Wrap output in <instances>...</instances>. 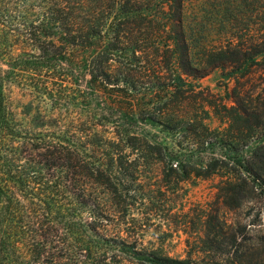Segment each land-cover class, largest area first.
I'll use <instances>...</instances> for the list:
<instances>
[{"label":"rangeland","instance_id":"374dc122","mask_svg":"<svg viewBox=\"0 0 264 264\" xmlns=\"http://www.w3.org/2000/svg\"><path fill=\"white\" fill-rule=\"evenodd\" d=\"M126 1L152 16L156 35L138 44L148 50L137 60L123 56L132 46H120L105 66L101 93L77 67L66 96L52 101L37 103L25 87H10L15 111L48 142L56 125L71 124L85 132L87 145L102 147L112 173L108 185L90 187L104 220L94 223L88 264H137L132 250L189 264H264V197L257 186L239 183L236 155L219 144L231 123L228 111L264 99V0ZM180 2L177 29L186 49L175 70L166 52L174 33H160L165 22L158 18ZM87 3L104 15L115 5ZM223 51L227 58L218 62ZM20 53L29 59L37 52L27 43ZM263 135L257 131L254 139Z\"/></svg>","mask_w":264,"mask_h":264},{"label":"trees","instance_id":"16d2710c","mask_svg":"<svg viewBox=\"0 0 264 264\" xmlns=\"http://www.w3.org/2000/svg\"><path fill=\"white\" fill-rule=\"evenodd\" d=\"M109 1H115L114 9L104 15L99 7L90 10L87 0H0V264L91 260L88 240L96 236L94 223L104 217L90 187L108 185L112 173L105 169L102 147L87 145L85 132L71 124L56 125L57 136L48 142L43 131H35L33 123L15 111L10 87H25L37 103L40 98L52 101L66 96L67 79L77 67L90 78L89 85H95L93 91L101 93L103 87L98 86L108 78L105 66L115 60L120 46H132L123 56L137 60L148 50L138 44L156 35L151 15L129 9V1ZM182 6L180 2L173 14L163 12L158 18L165 22L160 33H174L166 52L175 70L185 47L177 29L182 26ZM134 24L143 29L131 31ZM136 33L142 38H134ZM27 43L37 52L29 59L17 54ZM226 54L221 52L218 62L226 60ZM176 81L181 83L180 75ZM228 119L231 123L219 144L236 155L239 183L257 186L264 197V135L254 139L257 131L264 132V99L229 110ZM238 145L243 148L237 150ZM132 252L130 258L137 264H189Z\"/></svg>","mask_w":264,"mask_h":264}]
</instances>
